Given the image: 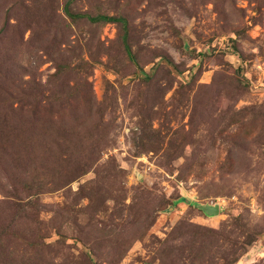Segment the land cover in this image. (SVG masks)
I'll return each instance as SVG.
<instances>
[{"label": "rangeland", "instance_id": "1", "mask_svg": "<svg viewBox=\"0 0 264 264\" xmlns=\"http://www.w3.org/2000/svg\"><path fill=\"white\" fill-rule=\"evenodd\" d=\"M0 264H264V0H0Z\"/></svg>", "mask_w": 264, "mask_h": 264}, {"label": "water", "instance_id": "2", "mask_svg": "<svg viewBox=\"0 0 264 264\" xmlns=\"http://www.w3.org/2000/svg\"><path fill=\"white\" fill-rule=\"evenodd\" d=\"M201 208L208 214H218L219 206L218 205H202Z\"/></svg>", "mask_w": 264, "mask_h": 264}, {"label": "trees", "instance_id": "3", "mask_svg": "<svg viewBox=\"0 0 264 264\" xmlns=\"http://www.w3.org/2000/svg\"><path fill=\"white\" fill-rule=\"evenodd\" d=\"M91 20H116L113 17L109 16V15H98L96 17H91ZM117 20H121L124 24H125V20L121 17L117 18Z\"/></svg>", "mask_w": 264, "mask_h": 264}]
</instances>
